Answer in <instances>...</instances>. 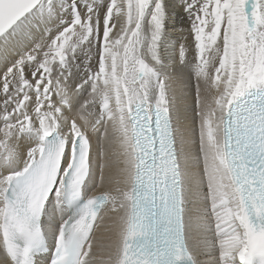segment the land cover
<instances>
[{
	"label": "snow or ice",
	"instance_id": "1",
	"mask_svg": "<svg viewBox=\"0 0 264 264\" xmlns=\"http://www.w3.org/2000/svg\"><path fill=\"white\" fill-rule=\"evenodd\" d=\"M0 77V264H264V0H0Z\"/></svg>",
	"mask_w": 264,
	"mask_h": 264
},
{
	"label": "bare ground",
	"instance_id": "2",
	"mask_svg": "<svg viewBox=\"0 0 264 264\" xmlns=\"http://www.w3.org/2000/svg\"><path fill=\"white\" fill-rule=\"evenodd\" d=\"M171 22V21H170ZM174 22L176 25L175 30L169 29L170 35L174 40L179 41L177 44V50L179 48V44L187 42L191 43V36L189 33V22L187 18L183 15V13L179 12V9L176 10L174 14ZM95 53V49H93V54ZM189 54V60L193 58ZM83 62V61H82ZM2 79V77H0ZM175 96L178 101L179 110H180V120H179V128L181 129L185 140L188 143L185 145V151L189 154L195 155L196 148L193 146L192 141L197 139V127L198 122L194 120V109H195V100H196V81L195 78H189L187 74H185L181 79H178L172 84ZM111 151L115 154L114 159H118L119 146L113 141ZM200 168L202 169V163ZM113 179L119 177V170L116 164L113 165L111 170ZM116 185L105 184L103 187L94 189L95 192H101L108 190L110 187H115ZM120 188L124 187L123 183L119 184ZM110 224V220L106 219L102 224H100L95 233H94V244L96 245L95 251L97 253V258L102 262L106 257L104 254V245L108 242V234L105 229Z\"/></svg>",
	"mask_w": 264,
	"mask_h": 264
},
{
	"label": "rangeland",
	"instance_id": "3",
	"mask_svg": "<svg viewBox=\"0 0 264 264\" xmlns=\"http://www.w3.org/2000/svg\"><path fill=\"white\" fill-rule=\"evenodd\" d=\"M99 260V259H98Z\"/></svg>",
	"mask_w": 264,
	"mask_h": 264
}]
</instances>
